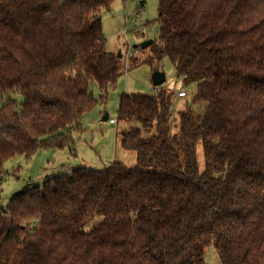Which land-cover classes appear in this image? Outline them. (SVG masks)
Instances as JSON below:
<instances>
[{"label": "trees", "instance_id": "16d2710c", "mask_svg": "<svg viewBox=\"0 0 264 264\" xmlns=\"http://www.w3.org/2000/svg\"><path fill=\"white\" fill-rule=\"evenodd\" d=\"M115 1L0 0V172L73 146L92 86L104 102L116 86L123 56L101 20ZM158 13L145 61L168 57L197 89L178 130L166 88L122 94L118 120L138 126L120 145L137 164L80 167L15 194L0 210V264H204L211 245L223 264H264V0H159Z\"/></svg>", "mask_w": 264, "mask_h": 264}, {"label": "rangeland", "instance_id": "374dc122", "mask_svg": "<svg viewBox=\"0 0 264 264\" xmlns=\"http://www.w3.org/2000/svg\"><path fill=\"white\" fill-rule=\"evenodd\" d=\"M144 5L140 8V3ZM159 0H116L109 11L101 15L102 28L106 37L108 51L122 54V75L115 87L108 91L107 98L102 101L101 90L96 85L91 88L96 104L82 119V130L74 132L73 146L44 147L31 157L20 155L7 160L0 172V210L7 207L11 198L34 186L43 185L49 177L70 173L84 167L104 169L111 163L118 162L127 167L137 164L136 152L125 150L120 145V134L128 128L138 126L136 122L118 120L119 101L122 94H152L155 88L163 87L173 93L171 105L172 130H178L179 113L191 104L196 92V85H186L178 76L176 68L168 57L150 62V50L140 45L146 41L158 39L159 34ZM131 60L138 65L132 64ZM132 64V65H131ZM155 71L165 74V82L156 87L152 76ZM184 90L187 97L180 99L177 93ZM23 98L19 96L18 105ZM105 114L109 115L104 120ZM115 120L116 124L111 123ZM199 169L205 167L203 147L197 145ZM101 216L88 219L85 229L90 230L100 224ZM204 264H223L214 246L206 248Z\"/></svg>", "mask_w": 264, "mask_h": 264}, {"label": "water", "instance_id": "95a60500", "mask_svg": "<svg viewBox=\"0 0 264 264\" xmlns=\"http://www.w3.org/2000/svg\"><path fill=\"white\" fill-rule=\"evenodd\" d=\"M152 43H154L153 39L146 40L140 45V47L142 49H145V48L149 47ZM119 56H121V54H119ZM165 74L166 73H163V72H160V71H155L154 72V74L152 76V80H153L154 86L159 87L165 82V80H166ZM108 119H109V115L105 114L104 120H108Z\"/></svg>", "mask_w": 264, "mask_h": 264}, {"label": "built area", "instance_id": "2783aa9c", "mask_svg": "<svg viewBox=\"0 0 264 264\" xmlns=\"http://www.w3.org/2000/svg\"><path fill=\"white\" fill-rule=\"evenodd\" d=\"M157 90L156 89H154V91H153V93H155ZM168 91V90H167ZM168 92H170V91H168ZM177 96L179 97V98H186L187 97V93L184 91V90H180L178 93H177ZM111 123H115L116 124V121L115 120H111Z\"/></svg>", "mask_w": 264, "mask_h": 264}, {"label": "crops", "instance_id": "0c3cea01", "mask_svg": "<svg viewBox=\"0 0 264 264\" xmlns=\"http://www.w3.org/2000/svg\"><path fill=\"white\" fill-rule=\"evenodd\" d=\"M180 99H183V98H180Z\"/></svg>", "mask_w": 264, "mask_h": 264}]
</instances>
